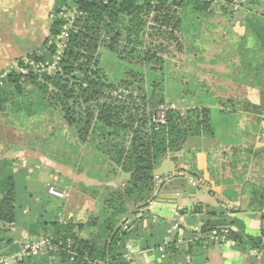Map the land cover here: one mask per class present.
Returning <instances> with one entry per match:
<instances>
[{"label":"trees","instance_id":"trees-1","mask_svg":"<svg viewBox=\"0 0 264 264\" xmlns=\"http://www.w3.org/2000/svg\"><path fill=\"white\" fill-rule=\"evenodd\" d=\"M153 1L56 0L48 50L34 53L28 60L36 63L55 61L59 51L56 41L67 24L65 14H73L74 22L67 47L59 60V70L37 73L33 67L20 62L19 67L28 68V74L13 69L0 85V115L9 105L11 114L24 111L30 117L32 113L24 110L29 98L26 96L37 97L44 109H59L63 123L75 139L81 140L98 164L104 167L110 163L129 176L123 190L113 189L95 198L97 210L91 211L84 223L60 222L58 214L47 223L43 219L46 212L40 211L38 221L30 229L37 236L34 241L47 239L52 250L42 249L38 256L25 258L21 264H53L52 257H57L59 264H133L125 258L127 242L141 241L142 248L148 249L144 237L148 227L144 216L133 218L129 230H125L124 225L139 211L143 201L150 198L157 168L174 146L181 147L188 138L215 137L211 123L213 109L206 107L213 99L202 93L206 84L202 85L196 78L192 93L194 97L199 95L198 104L183 113L172 108L166 124L155 130L152 116L166 100L164 84L157 81L158 68L151 63L157 65L164 60L149 45H153L157 36L166 33L173 41L179 42L181 37L192 46L201 42L203 27L210 30L213 19L229 15L233 22L237 18L231 6L219 8L212 1L161 0L157 5ZM263 4L264 0H248L245 11L239 12L241 21L237 22L243 35L236 46H227L223 57L233 65V77L237 82L264 93V13L256 10ZM189 50V55L199 51L193 46ZM102 52L109 53L112 58L106 61L107 68L101 66ZM125 62L133 65L130 69L133 78L139 76L147 83L146 106L114 98L108 92L115 87L117 79L118 84L124 83L122 78L127 71L124 72L121 65ZM111 64H117L116 68ZM109 68L115 70L114 78L106 73ZM185 76L193 79L187 73ZM157 88L161 92L156 97ZM205 90L207 92V86ZM13 163L0 160V246L6 239L7 226L14 227L18 211L26 208L15 189ZM43 196L46 197L41 201L43 204L52 201L48 194ZM58 204L55 205L57 213L63 209V204ZM130 204L139 209L130 211ZM148 206L145 203L144 209ZM235 224V220H225L214 228L231 227V238L246 255L249 250L264 244V238L247 236L236 230ZM147 225L155 227L154 224ZM208 230L211 226L206 224L202 231ZM25 243L5 255L19 253ZM175 245L173 242L166 252L172 256L185 253Z\"/></svg>","mask_w":264,"mask_h":264},{"label":"crops","instance_id":"crops-1","mask_svg":"<svg viewBox=\"0 0 264 264\" xmlns=\"http://www.w3.org/2000/svg\"><path fill=\"white\" fill-rule=\"evenodd\" d=\"M55 4L56 0H0V74L18 68L20 62L30 59L34 53L41 54L48 50ZM207 30L202 32L204 42L209 40ZM235 30L239 32V26ZM204 47L202 52L206 53L201 56L204 60L198 58L197 53H192L186 66L177 65L178 69L186 70L189 76L197 72L196 80L205 82L207 92L213 99L210 104L220 111L219 116L211 120L215 137L202 135L188 138V148L183 152L182 159L186 163L176 160V157H180L179 152L170 151L164 159L174 164V173L182 172L184 177H176L165 184L155 202L142 213L148 227L144 237L149 247L144 250L141 241L127 242L125 258L133 264H187L186 254L192 257L194 264H264V255H256L253 250H249L247 255L242 253L232 238L224 244L208 246L199 239V231L206 224L212 229L225 220H235L234 228L247 236L264 238V93L235 80L233 65L223 57L228 49L226 46L224 52L217 50L219 56L210 55L212 49L208 44L204 43ZM210 104L206 107L212 109ZM71 129L77 133L75 128ZM75 141L80 144L79 151L71 160H63L62 166L56 165L57 174L50 175L52 181L42 184L43 191L52 185L66 194L62 211L57 213L56 209L51 208H56L55 205L48 202L43 204L36 198L39 193L35 192L40 185L34 181L30 180L29 187H15L26 192L24 195L31 199L27 207L18 213L14 226L21 233V240L15 243L9 236L8 242L1 244L0 252H14L26 240L37 239L30 228L39 219V206L50 209H41L46 212L43 219L47 223L56 214L63 223L80 219L82 223L88 221L86 214L94 211L96 201L93 204L91 200L77 201L75 196H80L81 192L75 188L90 189L97 177L88 171L89 184L86 181V186L82 185L76 176L84 170L77 166L83 158L91 167H97L98 163L93 158L89 160V153L78 137ZM29 146L0 144V160L14 162L11 170L16 178L22 172L28 177L32 174L31 170L24 168L30 160L39 157L40 161L45 162V158L30 151ZM189 181L195 184L192 190L184 184ZM166 195H170L169 198L176 196L177 199L161 197ZM19 196L22 197L23 193H19ZM148 223L155 227L148 226ZM179 236L183 237L184 242H178L175 246L185 253L172 256L159 251L164 243L177 242ZM51 260L53 264H59L57 257Z\"/></svg>","mask_w":264,"mask_h":264},{"label":"rangeland","instance_id":"rangeland-1","mask_svg":"<svg viewBox=\"0 0 264 264\" xmlns=\"http://www.w3.org/2000/svg\"><path fill=\"white\" fill-rule=\"evenodd\" d=\"M256 8V7H255ZM257 12L264 13V4L260 5L256 8ZM74 16V15H73ZM229 15L220 16L218 18L213 19L210 21L211 29L207 30L206 27H203L202 32L207 30L210 33L209 40L207 42H204V38L201 36V42H196L193 46L194 50H199L198 52H202V48L204 47V43L208 44L209 47H211L212 52L210 51V55L219 56L218 51L224 52L225 46H236L237 43L240 41V38L243 35V29L239 28V32H237L235 29L237 26V21H241L240 13L236 16L237 21L232 22L230 21L231 18L228 17ZM230 19V20H229ZM74 21V19H73ZM234 23V24H233ZM231 24L233 26H231ZM229 26L231 29H229ZM165 31V29L163 30ZM230 32V35L226 38V33L222 34L224 32ZM166 32V31H165ZM229 34V33H228ZM177 35V33H175ZM230 36V38H229ZM181 40L179 42L181 43L180 48L179 45H177L178 41H173V39L170 38L169 34L163 33L162 36H157V39L154 40L153 45H149L152 47L153 50L157 52V54L162 58L161 60H164L163 63H158L155 65L154 63H151V65H154L158 68L157 71V78L159 79L157 81H161L164 84V97H165V104L169 105L170 107L176 109V110H182L186 112V110H189L191 107L196 106L198 104V96L194 97V94L192 93L195 88V76L197 75V72L193 75V79L191 80L190 77L187 78L185 76L186 70L182 71V69H178V65L180 64L183 66H186L188 60H189V54L187 53L190 51L189 49L192 47L190 44L186 43L184 39L180 37ZM230 41H233L229 44ZM235 43V44H234ZM253 44V42H252ZM251 45V44H250ZM206 47V46H205ZM204 47V50H205ZM204 53L206 51H203L202 53H197L198 58H202L201 56H204ZM224 56L226 54L223 53ZM203 59V58H202ZM101 63L102 68H107L106 61H111V55L107 52H102L101 54ZM204 60V59H203ZM163 64V65H162ZM112 67L116 68L117 64H111ZM123 71H127L126 75L122 78L124 83L118 84L119 79L115 81L117 84L114 88L109 90L112 96L114 98L118 97L121 99H125L129 101L130 103L137 104L140 106H146L147 100H145V96L148 95L149 89L147 87V83L140 78L139 76H136L133 78L130 75V69L133 68V65L130 63H124L121 65ZM164 68L161 70V68ZM189 73H193V71H187ZM108 75L110 76L112 74V77L115 76V70L113 68H109L107 70ZM155 78V77H154ZM202 80V79H201ZM147 81V80H146ZM148 82V81H147ZM202 85L205 84V82L202 80ZM204 83V84H203ZM205 87L203 88V94L209 95L207 96L208 99L211 98L210 94H208L205 90ZM163 88V87H162ZM161 91L159 88H157L156 91V97ZM191 92V93H190ZM28 102L26 107L24 106V110L28 114L32 115L30 117H27L24 111L20 113H14L11 114L12 111L7 106V109L5 108V112L0 115V144H7V143H17V144H24V145H31L29 146V150L35 153H38L40 156L45 158V164L39 160V157H36L35 159L30 160L29 165H25V170H31L32 174L29 175V177L25 173H20V175L15 176V187L18 189H21L22 187H29L30 186V180L34 181L35 183L39 184L40 186L38 189H36L35 193H39V196H36V198L39 201H43L46 197L43 196L47 192L48 197L52 198L51 200H48V204L57 205L63 204L64 200L54 197L49 194L48 187L46 191H43L42 184H45L48 180L52 181L50 179L51 174H57L56 172V165L62 166V162L65 159H72L74 154L79 151L80 144L78 141H75V137L69 127L65 123H63L61 117V113L59 112V109H53V107H48L49 109H44L40 102L38 101L37 97H30L27 95ZM205 97V96H204ZM159 98V96H158ZM212 107V104H210ZM213 119H216L215 116L218 115L220 111L217 108H213ZM38 112V113H37ZM188 140L184 141L181 144V147L174 146L171 151L174 153L179 152L180 157H176V160L178 162L186 163L185 161H182L185 150L188 148ZM89 160H91V152L88 154ZM179 156V155H174ZM86 159H82V162H80L79 166L77 168H81L84 170L82 174H78L76 177L80 178V182L82 185L86 186V183L88 182V171L92 172V176L97 177L92 183L94 185H91L90 189L86 188L82 190L80 187L79 189H76L80 193V196H75L76 200H91L92 204L95 202L96 197L103 196L105 193L111 190H123L124 184L127 183L128 179L126 177H129L128 175H124V173L121 172V170L110 163L105 164V166H101L100 164L97 165V167L89 166V164H86ZM164 162V163H163ZM82 164H84L82 166ZM163 165V166H162ZM175 170L174 164L171 161L163 160L160 166L157 168L158 175L165 177L170 172L172 173ZM39 172H41L39 174ZM174 173V172H173ZM200 174V173H195ZM91 175V174H89ZM155 175V174H154ZM188 175V174H187ZM201 175V174H200ZM154 187V184H153ZM16 188V189H17ZM96 190V191H95ZM17 193H23L22 197H18L20 202L24 204L25 207H27L28 202L30 201V197H26L24 194L26 192L21 190H16ZM85 191V192H82ZM30 193V192H28ZM153 194V189L150 195V198L146 201H143V203L139 206L140 208L144 206V204L148 203V201L151 199ZM37 195V194H36ZM139 195V194H137ZM136 195V197H137ZM101 203V202H100ZM93 206V205H92ZM43 207H38L37 211L40 213L41 209ZM51 208L55 209L51 206ZM97 210V206L94 208ZM130 211H136L139 208L137 206H133L130 204ZM43 210L50 211L48 207H44ZM21 210L18 211V213ZM139 211H137L138 213ZM38 213V214H39ZM136 213V214H137ZM135 214V213H134ZM132 214L131 217L134 215ZM86 216H90V214H86ZM82 219L76 220L77 223H82ZM1 227V226H0ZM7 232L4 237L9 238V236L14 239L15 243H18L21 240L20 232H17L15 230V227H9L7 226ZM3 237V235H1ZM8 240L4 238V243H7Z\"/></svg>","mask_w":264,"mask_h":264},{"label":"built area","instance_id":"built-area-1","mask_svg":"<svg viewBox=\"0 0 264 264\" xmlns=\"http://www.w3.org/2000/svg\"><path fill=\"white\" fill-rule=\"evenodd\" d=\"M161 0H154V4H159ZM207 1H212L213 4L216 7H223L224 6H231V9L233 10V14L237 16L239 12L245 11V6L248 3V0H207ZM65 17L67 18V24L64 26L62 33L60 34L59 38L56 41V46L58 48V55L55 58V61L52 63H36L34 60H25L24 62L33 67L34 71L37 73H55L59 70V60L61 56L63 55V51L67 47L68 39H69V34L71 27L73 25V19L74 16L73 14H65ZM18 73H21L23 75H27L29 72L28 68L25 67H18L17 69ZM12 70L2 72L0 74V85H3V80L6 78L9 72ZM172 109L167 104H164L160 106L153 114L152 116V124L155 127V130H157L160 126L166 124L167 119H168V112ZM176 177H184V173L182 172H175L168 174L165 177H162L158 174L154 175V187H153V194L151 199L148 201V205H152L155 200L157 199L161 188L165 185L170 183L172 180H174ZM190 179V178H189ZM201 184V182H200ZM202 185V184H201ZM48 192L50 195L60 198V199H65L66 194L60 190H58L55 186H48ZM145 212L144 206H142L139 209V212L136 214L135 218L139 219L143 215L142 213ZM132 222V219H130L126 224L124 225L125 230H129V223ZM231 227H222V228H214L211 230H208L207 232H203L202 229L199 231V239L202 241L206 246L210 244H224L227 241L231 240ZM183 243L184 239L182 236H179L177 238V243ZM173 242H167L164 243V245L160 246L159 251L162 253L166 252V248L170 246ZM51 243L47 239H41L38 241H33V240H26V243L24 244L23 249L19 253L11 254V255H5L2 252H0V264H21L22 261L25 258L28 257H35L38 256L41 252V250H52L50 247ZM128 246V245H127ZM254 254L256 255H264V244H262L259 248H256L253 250ZM186 263L187 264H194L193 259L190 255H187L186 258Z\"/></svg>","mask_w":264,"mask_h":264},{"label":"water","instance_id":"water-1","mask_svg":"<svg viewBox=\"0 0 264 264\" xmlns=\"http://www.w3.org/2000/svg\"><path fill=\"white\" fill-rule=\"evenodd\" d=\"M184 184H186L188 187H189V189H193V187H195V184L193 183V182H191V181H189V182H184ZM190 190V191H191ZM163 199H165L166 197L167 198H169L170 197V195H166V196H161ZM170 200H176L177 198H176V196L175 197H171V198H169Z\"/></svg>","mask_w":264,"mask_h":264}]
</instances>
